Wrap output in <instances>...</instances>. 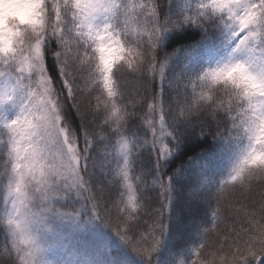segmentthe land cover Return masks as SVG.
I'll return each instance as SVG.
<instances>
[{"label": "snow or ice", "instance_id": "6c2138e0", "mask_svg": "<svg viewBox=\"0 0 264 264\" xmlns=\"http://www.w3.org/2000/svg\"><path fill=\"white\" fill-rule=\"evenodd\" d=\"M0 2L20 6L0 27V110L15 108L13 116H0L7 233L0 257L9 258L0 264H61L49 258L59 247L58 229L85 231L93 221L151 257L167 231L164 217L177 170H159L183 140L177 122L199 125V134H211L221 151L237 150L217 188L211 226L191 260L180 257L177 264L264 258V191L254 192L253 185L264 187V88L244 87L233 75L241 68L264 85V0H189L175 17L160 7L163 0ZM185 25L203 28L205 40L211 28L219 29L225 54L215 65L178 75L170 106L152 82L164 81L177 53L161 56L158 48L163 33ZM197 51L184 55L190 61ZM128 75L143 81V90L130 92ZM141 125L146 134L134 136ZM145 146L157 169L150 183L132 165ZM95 160L102 171L114 163L106 185L90 179ZM157 188L156 206L143 219V191Z\"/></svg>", "mask_w": 264, "mask_h": 264}, {"label": "trees", "instance_id": "16d2710c", "mask_svg": "<svg viewBox=\"0 0 264 264\" xmlns=\"http://www.w3.org/2000/svg\"><path fill=\"white\" fill-rule=\"evenodd\" d=\"M189 0H163L160 4L162 9L175 17ZM205 37V31L198 25H185L178 29H171L163 33L158 51L161 56L166 53L176 52L165 69L164 81L155 80L152 82V88L162 89V95L166 103L174 106L177 98L178 88L173 87L176 77L181 74L194 73L203 68L215 65L225 54V36L219 29L211 28ZM198 46L196 55L188 60L185 57V50ZM49 66L53 68V58L48 57ZM126 87L131 92L135 89L143 90V81H137L135 77L128 75ZM73 126H80L79 117L75 112L70 113ZM212 129L215 128V121L207 118ZM191 129V135H187L188 129ZM175 130L183 133V140L175 151L163 162L164 167L159 170L160 174H171L172 191L170 194V203L165 213L164 222L167 225V231L164 234L161 243L156 252L151 257L137 253L130 246L124 244L110 229L105 227L99 221H95L102 234L110 239L111 244L115 246L110 250L118 258L119 264H177L178 258L182 257L185 261H190L193 256V249L196 248L204 236V228L211 226L213 221L212 211L215 208V195L220 181L225 179L235 162L237 150L232 147L224 151L220 150V143L213 139L209 133L199 134V125H189L187 122H177ZM147 132L142 125L133 130L136 137H143ZM105 142H101L103 144ZM107 150V149H106ZM104 156V152L98 154ZM133 171L143 175L149 183L156 178L157 169L155 167V156L151 154L150 146L141 148L135 154L132 161ZM114 163L106 165V170L102 171L100 161L95 160L90 164V171L93 173L90 177L94 185H106L112 176ZM4 180L0 176V218L3 217V196ZM254 192L264 191L257 182H253ZM198 187L193 194L197 197L194 202L195 213L198 218L195 224L190 228L194 231L189 236L181 230V224L188 221L190 213L185 209V201L192 187ZM156 190L145 189L143 191L144 202L147 205L143 219H148V212L156 206ZM107 195V194H106ZM113 215H115L113 213ZM7 241L5 226L0 223V247ZM0 259H9L0 257ZM110 261V260H109ZM264 262V259L261 261ZM110 264V262H108ZM251 264H258L253 259Z\"/></svg>", "mask_w": 264, "mask_h": 264}, {"label": "rangeland", "instance_id": "374dc122", "mask_svg": "<svg viewBox=\"0 0 264 264\" xmlns=\"http://www.w3.org/2000/svg\"><path fill=\"white\" fill-rule=\"evenodd\" d=\"M15 114V108L11 105L6 109L0 110V116L11 117ZM191 129L187 131V135H191ZM198 187L190 189L189 196L185 201V209L190 213L188 221L181 224V230L188 236L193 234L190 228L195 224L198 218L195 213L194 202L197 197L193 194ZM101 229L97 227L95 221L87 226L85 231L74 230L71 226H63L58 229L59 247L50 259H58L61 264H119L118 258L110 251L115 244L110 243V239L102 234ZM110 260V261H109Z\"/></svg>", "mask_w": 264, "mask_h": 264}, {"label": "clouds", "instance_id": "9594fccd", "mask_svg": "<svg viewBox=\"0 0 264 264\" xmlns=\"http://www.w3.org/2000/svg\"><path fill=\"white\" fill-rule=\"evenodd\" d=\"M20 11V6H18L15 3H3L0 2V27L3 26V21L11 16H15L19 13ZM34 18V16H33ZM3 38L0 37V40ZM94 55V53H93ZM120 68L124 71H126V68L123 64L120 65ZM233 75L237 80H240L242 82V85L244 87H249V88H256V87H262L264 88V85H257L255 84L250 78H248L244 72L243 69L237 68L234 70ZM6 159V157H4ZM261 159H264V156L261 157ZM6 194V189L4 190V195ZM4 220V217L0 218V223H2Z\"/></svg>", "mask_w": 264, "mask_h": 264}]
</instances>
